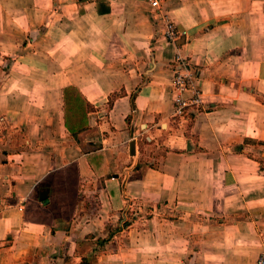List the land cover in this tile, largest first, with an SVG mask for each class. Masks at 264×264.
I'll list each match as a JSON object with an SVG mask.
<instances>
[{
    "label": "crops",
    "instance_id": "0c3cea01",
    "mask_svg": "<svg viewBox=\"0 0 264 264\" xmlns=\"http://www.w3.org/2000/svg\"><path fill=\"white\" fill-rule=\"evenodd\" d=\"M151 1L0 0V264L264 251V0ZM177 57L200 99L180 116Z\"/></svg>",
    "mask_w": 264,
    "mask_h": 264
},
{
    "label": "built area",
    "instance_id": "2783aa9c",
    "mask_svg": "<svg viewBox=\"0 0 264 264\" xmlns=\"http://www.w3.org/2000/svg\"><path fill=\"white\" fill-rule=\"evenodd\" d=\"M152 8L157 10L159 7V2L157 0H152ZM164 29L163 35L167 40L174 41L180 36L184 35V31H180L176 28L174 23L165 15L164 17ZM176 61L178 62L177 68L174 70L172 79V88L174 93V109L173 115L180 116L183 114L184 109L190 105H199L200 99L198 92L194 89L193 85V74L187 64L183 59L177 57ZM193 91L192 96L189 98L185 97L183 94L185 91ZM255 264H264V251H262L256 258Z\"/></svg>",
    "mask_w": 264,
    "mask_h": 264
},
{
    "label": "rangeland",
    "instance_id": "374dc122",
    "mask_svg": "<svg viewBox=\"0 0 264 264\" xmlns=\"http://www.w3.org/2000/svg\"><path fill=\"white\" fill-rule=\"evenodd\" d=\"M69 94H71V96H74L75 95V91L73 89H70L69 90ZM67 109H68L70 122L80 121L82 116L84 115L82 101H80L78 99L76 100L75 98L73 99V97H71V99H69V102L67 103ZM253 147L254 148H258L260 146L255 144V145H253ZM151 150H152V147H147L144 151H146L147 153H150V152H153ZM160 152L161 151L159 149L157 151V153H160ZM250 153L253 154V151H250ZM255 155L258 156V153L255 152Z\"/></svg>",
    "mask_w": 264,
    "mask_h": 264
},
{
    "label": "trees",
    "instance_id": "16d2710c",
    "mask_svg": "<svg viewBox=\"0 0 264 264\" xmlns=\"http://www.w3.org/2000/svg\"><path fill=\"white\" fill-rule=\"evenodd\" d=\"M68 94H69V91H64V98L66 99V101L68 100ZM76 100L78 99V97H77V95H76V98H75ZM109 104L111 103V99L109 100V102H108ZM68 129L70 130V132L73 134L74 133V129H73V127H71V126H68ZM111 236V233H109V236L108 237H106V238H104V239H97L96 241H95V247H94V250H96V248L97 247H100V246H102L108 239H109V237ZM85 261V260H84ZM83 263V262H82Z\"/></svg>",
    "mask_w": 264,
    "mask_h": 264
}]
</instances>
